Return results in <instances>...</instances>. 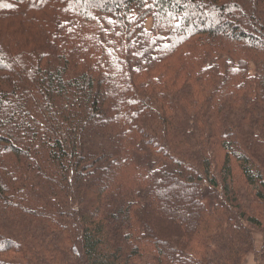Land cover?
<instances>
[{"label": "trees", "instance_id": "trees-1", "mask_svg": "<svg viewBox=\"0 0 264 264\" xmlns=\"http://www.w3.org/2000/svg\"><path fill=\"white\" fill-rule=\"evenodd\" d=\"M254 231L264 0H0V264H262Z\"/></svg>", "mask_w": 264, "mask_h": 264}, {"label": "rangeland", "instance_id": "rangeland-1", "mask_svg": "<svg viewBox=\"0 0 264 264\" xmlns=\"http://www.w3.org/2000/svg\"><path fill=\"white\" fill-rule=\"evenodd\" d=\"M151 26H152V25H151V22L147 23V27H148V28H150ZM224 154H225V152H224V151L222 152V151L220 150V152L218 153V157H217V159H216V163L218 164L219 171H220V168H221V165H222V164H221V161H223ZM218 173H219V172H218ZM257 232H258V231H254L253 234L255 235V233H256V236H257V235H258ZM259 233H260L261 235L264 234V232H261V231H259ZM255 241H256V239H255ZM258 241H259V240H258ZM258 244H259V243H258ZM263 245H264V242H263ZM263 245H262V244H259L258 246L256 245L257 250H258V251H261ZM253 256H254V254H253V255H250V256H249L250 258H248V262L250 261L251 264H255L254 259H253V261H252ZM262 264H264V261H262Z\"/></svg>", "mask_w": 264, "mask_h": 264}, {"label": "crops", "instance_id": "crops-1", "mask_svg": "<svg viewBox=\"0 0 264 264\" xmlns=\"http://www.w3.org/2000/svg\"><path fill=\"white\" fill-rule=\"evenodd\" d=\"M257 236H256V233H255V235H254V237H255V239H256V245L258 246L259 244H262L263 245V242H264V234L263 235H261L260 233H259V231L257 232ZM259 240V241H258ZM259 243V244H258ZM250 258V257H249ZM253 259H254V256H253V258H252V261H253ZM247 264H251L250 263V261L248 262L247 261Z\"/></svg>", "mask_w": 264, "mask_h": 264}, {"label": "snow or ice", "instance_id": "snow-or-ice-1", "mask_svg": "<svg viewBox=\"0 0 264 264\" xmlns=\"http://www.w3.org/2000/svg\"><path fill=\"white\" fill-rule=\"evenodd\" d=\"M5 7H11V5H4ZM109 23H113V21L109 20ZM180 26L179 18L177 19L176 27Z\"/></svg>", "mask_w": 264, "mask_h": 264}]
</instances>
